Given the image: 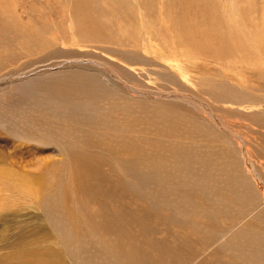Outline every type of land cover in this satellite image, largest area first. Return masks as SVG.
Returning <instances> with one entry per match:
<instances>
[{
	"label": "rangeland",
	"instance_id": "rangeland-1",
	"mask_svg": "<svg viewBox=\"0 0 264 264\" xmlns=\"http://www.w3.org/2000/svg\"><path fill=\"white\" fill-rule=\"evenodd\" d=\"M109 1L0 0V261L35 256L61 264L86 258L92 264H238L235 247L263 227L256 214L264 211V0H215L222 3L218 12L226 15L224 24H234L237 37L234 19L239 17L224 12L234 14L240 5L250 18L251 23L241 15L247 32L253 30L262 41L259 55L248 58L258 65L238 62L235 68L228 67L229 60L217 62L206 57L208 51L203 54L187 45L175 61L156 58L157 53L168 55L157 41H151L149 51L135 54L131 42H118L126 38L127 21L135 20L132 0ZM205 1L197 0L192 8L182 0H143V8L158 13L149 16L153 32L163 24L169 29V18H178L183 7L184 13L192 8L195 18L199 10L211 17L214 4L209 0L208 8ZM113 3L114 14L120 9L124 15L120 23L110 16ZM201 12L198 22L199 16L206 19ZM100 24L111 40L86 36ZM204 25L206 30H199L203 37L215 32L212 23ZM171 27L174 32L167 31L162 40L181 45L177 37L188 33L182 26ZM195 33L197 40L201 35ZM191 100L204 103L224 128ZM123 139L126 148L119 144ZM197 142L204 156L218 161L232 159L241 166L242 153L248 158L246 183L236 179L238 192L228 189V182L221 186L226 188L220 190L225 207L213 196L223 183L220 164H213L207 190L200 192L194 164L188 166L182 155L173 161L171 155L181 152V146ZM73 150L79 160H74ZM157 155L161 161L172 160L162 162L164 174L175 167L178 176L184 173L191 181L180 208L151 185L146 164L161 163ZM133 159L143 161V167L123 164ZM131 166L139 175L131 178L134 186L119 170ZM176 193L179 200L182 193ZM56 197L60 205H55ZM52 205L62 207L65 220L74 217L79 226L59 219ZM54 215L63 224L60 229ZM119 215L126 217L120 229Z\"/></svg>",
	"mask_w": 264,
	"mask_h": 264
},
{
	"label": "bare ground",
	"instance_id": "bare-ground-1",
	"mask_svg": "<svg viewBox=\"0 0 264 264\" xmlns=\"http://www.w3.org/2000/svg\"><path fill=\"white\" fill-rule=\"evenodd\" d=\"M111 1V0H110ZM109 1V2H110ZM164 1V0H163ZM166 1V0H165ZM178 1H180V0H178ZM182 1H185V3H184V5H186V6H188V7H192L193 8V6L195 5V3L197 2V0H182ZM203 1V3H204V1L205 0H202ZM234 1V0H233ZM237 1V0H236ZM235 1V2H236ZM113 2H114V0H113ZM153 2H154V0H153ZM200 2H201V0H200ZM206 2V4L208 5V8H209V0L208 1H205ZM213 4H214V6H213V12L212 11H209V12H212V16L211 17H207L206 18V16H204V15H202L203 13L199 10L200 8L198 7L197 8V10H199L200 12H201V17H205L206 19H201V21H200V16H199V22H198V20H197V18H198V14L200 13L199 11H197L198 12V14L196 15V17L197 18H195V16L192 14L193 13V10H192V8L189 10H187L186 9V12L184 13V11L182 10V9H184V7L181 9V15L178 17V18H174V19H172V17H170L169 18V16L166 14V10H164V8H163V11H164V14L170 19L169 20V26H168V28L169 29H167V25H165V24H163V25H161L160 26V28L159 29H154V31L152 32V30H153V28L150 26V24H149V22H150V18H149V16H151V15H153L154 16V18H155V16L158 14V13H156L155 15H154V13L155 12H153V11H151L150 9L148 10V8H146V10L144 11V8H143V6H144V4H143V0H132V6H134L133 7V10H134V8H135V10L133 11V17H134V19L135 20H133V21H127V26L125 27V29H124V31H123V33H124V35H125V40H119L118 42H124V41H126V43H127V41H128V43L129 42H131L132 43V45H130L131 46V48H132V50H134V52H135V54H138L139 53V51H149V48L150 47H152V42L151 41H157L158 42V45L160 46V50L161 51H163L161 48H163V47H165L166 48V51L168 52V55L166 56L165 54H163V55H161L160 53H157L155 56H156V58L157 59H160V60H163V61H167V62H169V61H175L176 59H175V55H176V57H177V54H180L181 52H182V46L184 47V46H189L190 47V49L191 50H200V51H202L203 52V54H204V51H208L207 53H205V55H206V57H208V58H210V59H212V60H214V59H216L217 60V62H227V60H229L228 61V67H230V66H234V65H237V63L239 62L240 64H248V65H250V63L252 62V63H254L255 61H251L250 62V60H248V58H250L251 56H253V54L255 53L256 55L258 54V48H259V50H260V47L262 46L260 43L262 42L261 41V39H258V37H259V35L257 34V33H255V32H253V30H252V28H251V30H252V32H253V34H252V32L251 31H249V32H247V30H249V28L247 29V25H245L246 23V21H249L250 20V18L249 17H246V12L244 13V10L245 9H241V7H240V5H239V2L240 1H238V3H236L237 4V6L239 5V7L237 8V11H236V8H234L233 9V11H234V14L232 13V14H230L229 12H224V13H226L228 16H231V15H233V16H237V17H239V19H237V20H235L234 19V21H237V22H235V24L237 23V25H238V27H236V31L238 32L237 34H238V37L235 35V31H233V29L235 28V25L233 24H231L232 26H234V28L232 27V26H229L228 24H224L225 22V20L223 21V15L224 16H226L225 14H223L222 16H220V13L219 12H221L220 11V7H218V5H217V3H216V1L214 0V2H213V0L211 1ZM123 3V2H122ZM167 3H169V2H167ZM211 3V4H212ZM234 3V2H233ZM222 4V3H221ZM220 4V5H221ZM235 4V3H234ZM233 4V5H234ZM236 4H235V6H236ZM163 5V4H162ZM178 5V4H177ZM176 5V6H177ZM219 5V6H220ZM119 6V5H118ZM123 6V5H122ZM162 7V6H161ZM187 7V8H188ZM196 7H197V5H196ZM252 7V6H251ZM158 8H159V6H158ZM202 8V7H201ZM210 8H212L211 6H210ZM219 8V10H217ZM224 8V7H223ZM206 9V8H205ZM120 10V9H119ZM118 9H117V11L115 12V14H114V3L112 4V6L109 8V12H110V16L111 17H113V15H115V17L117 18V19H120V20H117V21H119V23H120V21H123V19H121L120 18V15L122 16L123 14H120V11H119ZM160 10H162V9H160ZM123 11V10H122ZM171 11V10H170ZM215 11H219L218 13L217 12H215ZM207 12V11H206ZM205 12V13H206ZM195 13V12H194ZM248 13H250L249 11H248ZM257 13V12H256ZM131 15V16H132ZM136 15V16H135ZM200 15V14H199ZM241 15H243L244 17H246V19L248 18V20H246L245 21V18H242L241 17ZM124 16V15H123ZM256 16V15H255ZM89 17V16H88ZM133 17H132V19H133ZM115 18V19H116ZM148 18H149V20H148ZM157 18V17H156ZM160 18V17H159ZM226 18V17H225ZM234 18V17H233ZM236 18V17H235ZM252 18V17H251ZM158 19V18H157ZM160 19H162V18H160ZM228 19L230 20L231 18L230 17H228ZM154 20V19H153ZM207 21V23H212V26L210 27V28H212V29H214V33H207L206 32V34H207V36L209 37H203L201 34V31H199V30H206V29H202V26L205 24H207V23H205L204 21ZM229 20L227 21L228 23H229ZM245 22H244V21ZM252 20V19H251ZM155 21H157V20H155ZM165 21V20H164ZM209 21V22H208ZM233 20H232V22H231V20H230V23H233L234 22ZM124 22H126V21H124ZM157 22H159V21H157ZM118 23V22H117ZM142 23V25L140 26V24ZM161 23H162V21H161ZM166 23V22H165ZM249 23H251L250 21H249ZM125 24V23H124ZM171 24L172 25H174V29L175 28H177L178 26H182L183 28H184V30H186L184 33L186 34V33H188V34H186V36L185 37H182L181 35L180 36H178L177 37V39H178V41H180V43H182L181 45H177V43L176 42H174L173 40L170 42V43H168V44H165L164 43V41L162 40L163 38H165L163 35L168 31H172V32H174L173 31V29L171 30L170 29V27H171ZM253 24V23H252ZM102 24H100L98 27H96V28H93V27H91V29H89L88 31H87V33H88V35H86V36H90L91 35V37H102V39L103 38H110V40H111V36H109V35H106L107 34V29L106 28H104V27H102L101 26ZM204 25V26H205ZM209 25H211V24H209ZM240 25V26H239ZM253 25H255V24H253ZM115 27H116V24H115ZM181 27V28H182ZM242 27V28H241ZM255 27V26H254ZM258 27V26H257ZM256 27V28H257ZM172 28V27H171ZM182 28V29H183ZM223 28H226L227 30H228V33L223 29ZM179 29V28H178ZM182 29H181V31H182ZM253 29H255V28H253ZM180 30V29H179ZM246 30V31H245ZM256 30V29H255ZM254 30V31H255ZM260 30V29H259ZM180 31V32H181ZM197 31V33L198 32H200V34H199V36H200V38L198 39L197 38V40H195V38H194V34H196L195 32ZM258 31V30H257ZM260 31H262V29L260 30ZM183 32V31H182ZM181 32V33H182ZM204 33V32H203ZM229 33H230V35H229ZM255 33V34H254ZM260 33V32H259ZM109 34V33H108ZM84 36V35H83ZM176 36V35H175ZM120 37V36H119ZM195 37H197V36H195ZM113 38L114 37H112V40H113ZM124 38V37H123ZM171 38H173V37H171ZM20 39V38H19ZM174 39H175V37H174ZM109 40V39H108ZM116 40V39H115ZM19 41V40H18ZM114 41V40H113ZM156 42V43H157ZM127 43V44H128ZM263 44V43H262ZM261 45V46H260ZM128 46V45H127ZM260 46V47H259ZM176 47H177V49H176ZM181 47V48H180ZM263 47V46H262ZM180 48V49H179ZM187 48V47H186ZM253 49H254V52H253ZM251 50H252V52H251ZM179 51H180V53H179ZM185 52L186 51H188V50H184ZM196 51V52H197ZM262 51H264V50H262ZM144 53V52H143ZM146 53V52H145ZM259 53H261L260 51H259ZM155 54V53H154ZM183 54H185V53H183ZM201 54V53H200ZM199 54V55H200ZM263 54V53H262ZM259 55V54H258ZM181 56L182 57H184L182 54H181ZM145 57V56H144ZM195 57V56H194ZM206 57H204L203 56V58H206ZM237 57H240L239 59L237 58ZM156 58H154V59H156ZM242 58V59H241ZM252 59V58H251ZM261 60V59H260ZM149 61H151V60H149ZM158 61V60H157ZM259 61V60H258ZM260 62V61H259ZM238 63V64H239ZM256 63V65H258V62H255ZM254 63V64H255ZM220 64V63H219ZM221 65V64H220ZM224 66V65H223ZM257 67V66H256ZM233 68H235V67H233ZM179 70V69H178ZM256 70V69H255ZM220 71V70H219ZM105 73L107 74V76H109L110 78H112V79H115L116 78V76H114V78L112 77V75H110L109 73H108V71H105ZM117 79V78H116ZM109 80V79H108ZM85 89V91L86 90H88V89H90V87H87V88H84ZM89 91V90H88ZM88 91H87V93H88ZM93 91V90H92ZM189 98V97H188ZM191 98V97H190ZM193 99V98H192ZM240 99V98H239ZM76 100V99H75ZM82 100V99H81ZM190 100V99H189ZM188 100V101H189ZM78 101V100H77ZM192 101V100H191ZM194 101V102H193ZM192 102V105H194L196 108H198V109H200L201 108V110L202 109H204V111L206 110V112L208 113V116H209V119H211V120H213L214 121V123L216 124V125H219L220 127H223L224 128V123L223 122H221L219 119H217V117L215 116V114L205 105L204 106V103H203V105L202 104H200L199 102H197L198 100H193ZM111 103V102H110ZM189 103H191V102H189ZM78 104V103H77ZM81 105V104H80ZM83 105V104H82ZM70 106V105H69ZM70 108V107H69ZM203 111V112H204ZM192 120V119H191ZM198 120V119H197ZM212 121V122H213ZM211 122V121H210ZM190 123V122H189ZM171 124H173V123H171ZM170 125V124H169ZM177 125V124H176ZM196 125V124H195ZM165 126V125H164ZM167 126V125H166ZM178 126V125H177ZM180 126V125H179ZM181 126H183V125H181ZM131 127V126H130ZM185 127V126H184ZM187 127V126H186ZM193 127V125L191 126V128ZM204 127V126H203ZM228 127V126H227ZM165 128V127H164ZM198 127H196V129H197ZM121 129V128H120ZM160 129V128H159ZM190 129V128H189ZM195 129V128H194ZM199 129V132L201 133V131L200 130H202L203 131V129L201 128H198ZM198 129H197V131H198ZM185 130V129H184ZM192 130V129H191ZM227 130V129H226ZM179 131H180V128H179ZM178 131V132H179ZM189 131V130H188ZM184 132V131H183ZM186 132H187V130H186ZM192 132V131H191ZM196 132V131H195ZM204 132H208V134L209 135H211L210 133H209V130L207 131V130H205L204 129ZM229 132V131H228ZM115 133V132H114ZM156 133V132H155ZM157 133H159L158 132V129H157ZM200 133H197V134H200ZM187 134V133H186ZM195 134V133H194ZM203 134V133H202ZM169 135H171V134H169ZM192 135V134H191ZM201 135V134H200ZM205 135V134H204ZM203 135V136H204ZM159 136V135H158ZM199 136V135H198ZM206 136V135H205ZM127 137H128V135H127ZM195 137V136H194ZM202 137V136H201ZM122 138V137H121ZM136 138V137H135ZM131 139V138H130ZM204 139H205V137H204ZM208 139V138H207ZM127 139H123L122 141H120V145H122L121 147L122 148H126L127 147V143L126 142H124V141H126ZM119 142V141H118ZM205 142V141H204ZM129 144V143H128ZM201 144V143H200ZM158 145H159V143H158ZM157 145V146H158ZM209 145V144H208ZM138 146H140V145H138ZM196 146V147H195ZM120 147V146H119ZM118 147V148H119ZM129 147V146H128ZM199 143L197 142L196 144H194L193 143V145H191V144H186V146H181L180 148H182V149H180V151L181 152H177L178 154L177 155H171L172 157H173V161L174 160H177V158L180 156V155H182V156H185V157H187V164H188V166L189 165H191V164H194V168H196V170H195V174H194V176L196 177V183L198 184L197 185V187H198V190L200 191V192H204L205 190H207V186H206V184L205 183H207V181H208V177L210 176L211 177V170H212V166H213V164H220V166H221V170H220V172H221V175H222V177H223V183L222 184H220V187L219 186H216L217 188H220L219 189V191H217L216 190V193L213 195L212 193V195L213 196H218L219 197V202H221V204L222 205H224L223 203L224 202H222L221 201V198L223 197V196H225L220 190H226V188H224V187H221L222 185H224V183L225 182H228V184L230 185L229 187H228V189H235L237 192H238V190L236 189L237 188V183H246V179H245V177H247V172L245 171V169H244V165H246L247 164V162H248V158L246 157V154H244V153H242V164H241V166H240V164H238L236 161H233L231 158V160L228 158V160H230V161H227V162H222V161H218V160H215L214 158H213V156H210V155H208V156H204L203 155V153H202V151L199 149ZM74 148V147H73ZM142 149V148H141ZM140 149V150H141ZM177 148H171V152H176L175 150H176ZM204 149V148H203ZM131 150V149H130ZM200 150V151H199ZM74 152H73V157H74V160H79V157H78V155H77V152L75 151V150H73ZM161 151V150H160ZM152 152V151H151ZM132 155V157H133V154H131ZM136 156V155H135ZM141 156V155H140ZM142 157V156H141ZM131 158V157H130ZM129 158V159H130ZM157 159H159V161H161V157L159 156V155H157V157H156ZM71 159V158H70ZM214 159V160H213ZM72 160V159H71ZM167 161H172L170 158L169 159H166V160H163V161H161V163H159L158 165H155V164H146V169L147 170H149V173L153 176V178H151V182H153L151 185L153 186V184H155V185H157L158 187H159V189H158V191H160L161 193L160 194H164V196H169V202L171 203V205L172 206H175V207H181V204H183V201L187 198V192H186V188H185V186H187L191 181L190 180H187V178H188V176H186V175H184V173L182 174V175H180V176H178L179 175V173H177L176 172V168L175 167H173L172 168V170L169 172L170 174L169 175H166V174H164V172H163V166H162V162L163 163H165V162H167ZM136 163H138L139 164V166L141 165L142 167H143V161H139L138 162V160L137 159H133V161H132V163H130V161L129 160H126V162H123V164L124 165H126L127 167H129L131 164H136ZM175 164H176V162H175ZM222 165H224V166H229V169H223L222 168ZM138 167V166H137ZM168 167V166H167ZM119 168V167H118ZM171 168V167H170ZM243 168V169H242ZM141 169V168H140ZM120 170V172H123V178H125V180H130L131 178H134L133 177V175H134V173L136 172V170H137V168H136V170L135 169H133V167L131 166L130 168H129V170H122L121 168L119 169ZM146 170V171H147ZM165 170V169H164ZM218 172V171H217ZM143 173H144V171H143ZM227 173H229V175L231 174V175H233V177H235V181L233 180V181H231V176H229V175H227ZM245 173V174H244ZM136 174H137V172H136ZM218 174V173H217ZM216 174V175H217ZM142 175V174H141ZM215 175V180L217 181V176ZM137 176H139L138 174H137ZM143 176V175H142ZM38 177V176H37ZM36 178V177H35ZM137 179V178H136ZM236 179H243V181L241 182V181H237ZM194 180V181H195ZM31 181H33L34 182V184H35V188H37V187H39V183H36V181L35 180H31ZM39 181V180H38ZM133 180L131 179L130 180V184L129 185H131V186H134L135 184H137V183H134V182H132ZM134 181H135V179H134ZM147 181V180H146ZM40 182V181H39ZM138 182H142V181H138ZM218 182V181H217ZM24 183H26V182H24ZM143 183V182H142ZM202 183V184H201ZM231 183V184H230ZM27 184V183H26ZM149 184V183H148ZM145 186H146V184H145ZM41 187V186H40ZM148 187V186H147ZM154 187V186H153ZM156 187V186H155ZM154 187V188H155ZM209 187H213V185L212 184H209ZM215 187V186H214ZM234 187V188H233ZM149 188V187H148ZM150 188H151V186H150ZM153 188V189H154ZM37 189H39V188H37ZM122 189V188H121ZM138 189V188H137ZM156 189V188H155ZM192 189V188H191ZM33 190V189H32ZM151 190V189H150ZM198 190L195 188V191L196 192H198ZM212 190H215V189H212ZM235 190H234V192H235ZM34 191V190H33ZM154 191V190H153ZM157 191V190H156ZM34 192H36V191H34ZM38 192H39V190H38ZM152 192V191H151ZM155 192V191H154ZM176 192H178V193H182L181 195H182V197L178 200L176 197H174L175 196V194H177ZM186 192V193H185ZM192 192V191H191ZM249 192H250V195H252L253 194V192H252V190H250V188H249ZM67 193V192H66ZM65 193V194H66ZM102 193V192H101ZM157 193V192H156ZM199 193V192H198ZM236 193V192H235ZM38 194V193H37ZM56 194V193H55ZM157 194H159V193H157ZM39 196V195H38ZM39 197H41V196H39ZM221 197V198H220ZM214 198V197H213ZM183 199V200H182ZM224 199L225 200H227L226 199V197H224ZM182 200V201H181ZM217 202H218V200L217 199H215ZM76 202V201H75ZM213 202H214V200H213ZM218 202V203H219ZM226 202V201H225ZM55 205H60V201H59V198L58 197H56L55 198ZM65 203H66V201H65ZM227 203V202H226ZM262 203H264V198L262 199ZM78 205V204H77ZM127 205V204H126ZM227 205V204H226ZM218 206H220V205H218ZM224 207H225V205H224ZM62 208V207H61ZM60 207L58 208V207H56V206H54V205H52V207H51V209H57V210H59V219H63L64 220V222L66 221L67 223L69 222V223H72V224H74V225H76V226H79L77 223H75V219H74V217H71L70 218V220H65V218L61 215L62 213H61V211H60V209H61ZM104 208V207H103ZM222 208H223V206H222ZM127 209H129V208H127ZM217 209H219V208H217ZM264 209V208H263ZM56 210V211H57ZM65 210H66V208H65ZM84 210V209H83ZM125 211V210H124ZM77 214V213H76ZM86 215V214H85ZM103 215V214H102ZM104 216V215H103ZM103 216H100L101 218L103 217ZM108 216V215H107ZM111 216H113V215H111ZM115 216V215H114ZM119 216H121V217H117V219H119V220H117L118 222L116 223V227H119V229L121 228V227H123L124 226V224H123V221H125V218L126 217H122V215H119ZM256 216H258V220H260V222L263 224V227L262 228H260V229H258V231H255L254 233H252V234H250V236H248L243 242H242V244H238L237 245V247H235L236 248V251H235V253H236V257H237V260L239 261V263L238 264H264V211L262 210V208H260V211H258V214H256ZM54 217H56L55 215L54 216H52V221L55 223V225H58L59 227V229L62 227V225L63 224H59V223H57V222H55V220H54ZM48 218V217H47ZM99 218V217H98ZM104 219V218H103ZM115 219V218H114ZM48 220L50 221V216H49V218H48ZM73 220H74V222H73ZM91 220V219H90ZM99 220V219H98ZM111 220H112V218H111ZM110 221V220H109ZM114 221V220H113ZM89 222V221H88ZM105 222V221H104ZM103 222V223H104ZM112 222V221H111ZM79 224H80V226H81V228H85V227H83L82 225H81V223L80 222H78ZM90 223V222H89ZM100 223H101V221H100ZM87 224V223H86ZM108 224V223H107ZM85 225V224H84ZM114 225V224H113ZM88 226V225H87ZM94 226V225H93ZM111 227V226H110ZM114 227V226H113ZM87 228V227H86ZM105 228V227H104ZM109 228V227H108ZM107 229V228H106ZM112 229V228H111ZM110 229V230H111ZM114 229V228H113ZM112 229V230H113ZM85 230V229H84ZM96 230V229H95ZM109 230V229H108ZM115 230V229H114ZM107 231V230H106ZM64 236V235H63ZM72 238V237H71ZM243 238V237H242ZM65 240H66V238H64ZM63 239V240H64ZM233 240H235L234 238H232ZM62 240V239H61ZM68 243V242H67ZM229 244V243H228ZM231 244V243H230ZM236 244V243H235ZM64 245V244H63ZM62 245V246H63ZM230 249H231V247H230ZM108 251V250H107ZM110 252V251H109ZM36 254V253H35ZM110 254V253H109ZM138 254V253H137ZM104 255H107V252L104 254ZM113 255V254H112ZM233 255V254H232ZM234 256V255H233ZM235 257V256H234ZM235 257V258H236ZM106 259H107V261H108V258L106 257ZM105 259V260H106ZM104 260V261H105ZM133 260H134V258H133ZM79 261V260H78ZM132 261V260H131ZM137 261V260H136ZM76 262H77V260H76ZM135 262V261H134ZM78 263V262H77ZM80 263L81 264H92V262L90 261V259L89 258H86V260H81L80 261ZM80 263H78V264H80ZM113 263V262H112ZM147 263V262H146ZM0 264H61L60 262H46L45 260H40V259H37V257H35V256H31L30 258H23L22 260H15V261H9L8 260V258L5 260L4 259V261L3 260H1L0 261ZM106 264H108V262L106 263ZM111 264V263H110ZM116 264V263H115ZM139 264H140V262H139Z\"/></svg>",
	"mask_w": 264,
	"mask_h": 264
}]
</instances>
